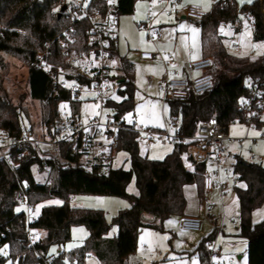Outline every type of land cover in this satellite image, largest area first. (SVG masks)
Wrapping results in <instances>:
<instances>
[{"label": "trees", "instance_id": "trees-1", "mask_svg": "<svg viewBox=\"0 0 264 264\" xmlns=\"http://www.w3.org/2000/svg\"><path fill=\"white\" fill-rule=\"evenodd\" d=\"M137 0H116L109 5L106 0H88V8L102 12L114 11L120 16L132 14ZM69 0H0V52H7L20 58L28 67L29 93L38 100L42 108V121L49 134L56 138L62 122L59 111L61 101H71L74 111L79 100L66 87L54 83L50 74L38 66L37 53L46 49V61L54 73L59 67L68 66V56L63 54L64 46L58 35L64 30L75 29L68 50L80 51L90 48L85 31L90 22L87 19L75 21L71 14L62 11ZM61 12V16L58 13ZM246 18L252 28L254 42L264 43V0H254L239 6L237 0H216L197 24L201 26L202 48L205 56L212 41L214 85L201 94H190L184 100H166L170 118L179 117V132L190 136L196 125L215 115L225 127L235 120L248 122L245 108H260L258 100H264V56L258 58L240 57L228 51L220 34V26L228 24L237 31L241 20ZM49 46L46 47V44ZM119 57V76L124 79L116 95L104 106L113 111L115 118L124 117L133 111L135 105V66L127 57ZM0 128L11 135L20 136L26 125L28 114L20 101H13L4 87L8 63L0 55ZM258 86L259 92L252 96L251 89ZM260 109H263L261 107ZM252 123L261 127L264 121L253 117ZM188 144L177 142L162 159H152L139 151L137 133L132 130L120 132L118 151L128 152L131 161L129 170L112 168L109 171L87 170L72 153L68 143H58L55 152L42 155L37 145H28L24 156L11 151V164L0 159V264L11 258L18 264H65L66 253L51 252L53 246H65L71 240L74 226H85L88 230L86 243L100 248L103 264H122L138 246L142 228L164 230L163 223L175 215H183L187 206L184 187L195 184L199 195L204 194V165L193 169L186 166L183 155ZM233 172L244 187L236 186L239 202V236L248 242V264H264V220L253 223V211L264 202V166L259 162L235 154ZM46 171L44 181L35 179L33 169ZM136 178L138 195L129 194L127 185ZM27 185V203L30 208L60 199V203L43 204L34 221L27 220L25 211L17 210L19 196ZM76 195L124 196L131 204L121 209L109 222L101 208L73 205ZM26 203V204H27ZM149 214L152 218L148 219ZM118 232L110 236L112 225ZM31 226L44 232V237L30 244L26 229ZM216 237V229L202 238L196 252L203 261L209 257L210 244ZM84 247L71 251V263H85Z\"/></svg>", "mask_w": 264, "mask_h": 264}, {"label": "rangeland", "instance_id": "rangeland-1", "mask_svg": "<svg viewBox=\"0 0 264 264\" xmlns=\"http://www.w3.org/2000/svg\"><path fill=\"white\" fill-rule=\"evenodd\" d=\"M253 1L243 0V3H241V0H237L239 6L250 4ZM213 4V0H178L176 5L169 4L167 0H137L132 14L120 16L118 44L120 55H125L135 65V105L133 111L125 114L127 121H135L138 128H158L165 129L169 133L175 132L176 126L172 124L168 103L165 101L164 93L160 89L164 64L160 61H144L140 58V52L159 49L172 51L175 55L180 52L184 57L188 56L192 61L201 58L203 55L202 28L197 24V20L188 17L183 18L184 14L177 9L183 6L195 5L200 7L202 11L209 12ZM148 12L152 16V21L149 25L162 33V41L160 43L156 44L148 28H139L138 26ZM220 30L223 42L232 54L249 58L264 56V43L253 41L252 28L246 18H242L241 27L238 31L230 25L227 27L220 26ZM232 43H239L241 51L238 53L233 52ZM213 50L214 46L212 41H210L207 49L208 56L212 57ZM0 55L8 63L4 87L14 102L19 103L21 101L24 105L28 114L25 122L27 123L26 125L30 124L32 127L30 132L36 141L35 145L39 147L42 155L54 153L55 147L50 141L48 129L42 121L41 103L32 99L29 93L27 65L17 56L7 52H0ZM113 97L119 98L115 93ZM76 98L79 100L77 111H74L71 101L65 100L59 103V111L62 118L72 112H78L83 117L101 116L102 119L113 115L112 109L102 106L100 102L95 100L93 94L81 92L78 93ZM257 109L262 113L255 114L253 117L264 121V106L263 109ZM227 132L231 138L238 139L241 143L230 146L228 159L222 165L218 176L216 175L219 181L227 185L228 190L226 193H221L220 188L217 186L210 190H205L203 195L198 194L195 185L186 186L185 189L187 196L186 209L203 220L201 230H181L179 228V215L165 220L163 223L164 230L144 227L139 233L136 251L128 257L129 264H197L198 259L193 251L194 246L214 229L218 231H216V237L211 245L220 248L225 253H227L225 251V241L230 237L238 239L240 242H245L244 240L246 239L239 235H229V232L231 234L239 232L238 202L236 200L231 201L235 182V174L233 172L234 156L239 154L247 160L259 162L264 166V125L258 127L252 122L235 120L229 125ZM173 145L171 142L157 140L147 150L145 144L141 142L139 143V151L142 155H146L149 158L162 159L172 151ZM259 156L263 157L260 161L258 159ZM113 165L114 168L129 170L131 161L128 152L119 150L116 153ZM33 172L36 180L44 181L46 171L38 172L36 167H34ZM130 189L132 190L130 191ZM127 192L138 195L139 190L135 177L127 185ZM60 202V199L54 198L48 202L36 205L31 208L32 211L28 209L26 203H20L17 210L37 216L43 204ZM70 203L84 207L101 208L105 211L107 220L112 223L114 216L121 209L128 208L131 201L124 196L76 195L71 198ZM215 219L216 223H214ZM262 220H264V202L253 211L252 215L253 223H258ZM117 232L118 227L113 224L109 235L114 236ZM87 236L88 230L85 226H74L71 230V240L65 246H53L51 252L54 255H58L60 250H64L67 255L65 264H73L68 258V254L82 247H84L85 252H93L99 255L95 246L86 243ZM6 264L18 263L16 260L9 258ZM84 264L98 263L96 260L85 259ZM240 264H247V256L240 260Z\"/></svg>", "mask_w": 264, "mask_h": 264}, {"label": "built area", "instance_id": "built-area-1", "mask_svg": "<svg viewBox=\"0 0 264 264\" xmlns=\"http://www.w3.org/2000/svg\"><path fill=\"white\" fill-rule=\"evenodd\" d=\"M66 12L72 15L75 21L87 19L90 24L85 34L90 48L88 50H68L73 40L75 29L64 30L57 37L64 46L63 54L68 56V66L59 67V72L54 73L51 65L46 61V49L37 53L38 66L47 71L54 83L68 88L75 97L78 93L88 92L95 96V100L105 105L106 101L117 93L121 82L119 76V57L116 53L119 44V21L120 15L114 11L102 12L97 9L88 8V0H69ZM109 5L116 0H106ZM149 1V0H145ZM216 2V0H213ZM171 5H176L178 0H167ZM188 18L201 20L206 12L195 5L183 6L177 9ZM152 16L148 12L139 28H148L150 35L155 42L162 41L160 30L149 25ZM49 43L46 44V47ZM233 52L241 51L239 43H232ZM140 58L144 61H161L164 64V73L160 82V89L163 91L166 100H184L190 94H201L213 88L214 80L211 73L213 59L211 56H203L197 60L189 61L180 65L178 58L172 51H143ZM252 96L259 92L258 86L251 89ZM258 105L263 107V101L258 100ZM257 108L247 106L244 117L252 122L255 114H261ZM172 124L176 126L174 133L158 128H138L135 121H127L124 117L114 116L83 117L78 112H72L62 118L57 130L56 138L49 134V139L54 147L62 142L71 146L72 153L78 155L80 163L87 170L109 171L114 168V159L118 152L120 143V132L132 130L137 133L139 143L143 142L149 150L157 140L181 142L188 144V149L183 155L185 164L193 169L198 164L204 165L203 183L204 189L210 190L215 186L225 194L228 190L224 182L216 178L219 171L228 159L231 145L240 144L241 141L233 139L228 134V128L222 125L215 115L206 120L200 121L190 136H183L179 132L180 118H172ZM39 141V139H38ZM37 141V142H38ZM35 139L31 136L30 130L23 127L20 136L11 135L8 131L0 128V159L11 164V151L18 157L28 152V145H35ZM259 161L263 157H258ZM27 185H23V194L19 196L21 203H27ZM205 199H207L205 197ZM28 209L32 211L27 203ZM30 211V212H31ZM35 216L27 213V220L34 221ZM203 220L198 216L182 215L179 221V228L184 231H200ZM26 233L30 244L44 237V232L28 226ZM86 259L96 260L98 264L103 262L93 252H86ZM122 264H129L124 260ZM198 264H238V258L233 253H225L220 248L210 244L209 257L207 261H199Z\"/></svg>", "mask_w": 264, "mask_h": 264}, {"label": "crops", "instance_id": "crops-1", "mask_svg": "<svg viewBox=\"0 0 264 264\" xmlns=\"http://www.w3.org/2000/svg\"><path fill=\"white\" fill-rule=\"evenodd\" d=\"M183 18H186V16H184L183 15ZM119 25H120V21H119ZM222 26H224V27H227V26H229L228 24H223ZM120 31V27L118 28V32ZM220 34H222V32H221V30H220ZM157 43H160V42H156V44ZM118 53L120 54V50H119V46H118ZM202 57L203 56H205V50H204V48H202ZM123 56H125V55H123ZM126 57V56H125ZM176 57L178 58V60H179V63H180V65L182 66V65H184L185 63H187V62H189V61H192V60H190V58L188 57V56H183L180 52H178V54L176 53ZM130 60V59H129ZM131 61V60H130ZM161 62V61H160ZM135 66V65H134ZM230 153V152H229ZM190 185H195V184H189V185H186V186H190ZM186 186L184 187V191H185V189H186ZM196 186V185H195ZM236 186H242V187H244L245 186V184L243 183V182H239L237 179H236V176H235V182H234V193H233V195H232V199H231V201H233V200H236L237 202H238V197H237V195H236V192H235V187ZM185 196H186V191H185ZM186 198H187V196H186ZM238 206H239V202H238ZM239 212H240V209H239ZM183 215H193L191 212H188L187 211V209H185V212H184V214ZM180 216V218H181V216L182 215H179ZM193 216H195V215H193ZM146 217L147 218H152V216L151 215H149V214H147L146 215ZM169 219V218H168ZM213 219V218H212ZM215 222L214 223H216V219L214 220ZM215 230V229H214ZM216 231H218V230H216ZM221 231L222 232H224L222 229H221ZM212 232V231H211ZM210 232V233H211ZM230 234V236L231 235H239V232L237 233V234H231V232H229ZM206 237V236H205ZM204 238V237H203ZM201 241V240H200ZM199 241V242H200ZM245 242H240L238 239H234V238H229L227 241H225L226 242V248H225V251H227V253H234L236 256H237V258H238V264H240V260L244 257V256H247V264H248V253H247V247H248V242H247V240H244ZM199 242H198V244H199ZM242 243V244H241ZM197 244V245H198ZM212 244V243H211ZM239 244H241V245H239ZM197 245H195L194 246V249H193V251H194V253L197 255V264H198V262L199 261H201L202 259L200 258V256L198 255V253L196 252V247H197ZM92 246H95L96 248H97V250H98V252H99V255L98 254H96V256L102 261V262H104V257H103V255H102V252H101V250H100V248L98 247V246H96V245H93L92 244ZM222 247V246H221ZM101 255V256H100Z\"/></svg>", "mask_w": 264, "mask_h": 264}, {"label": "water", "instance_id": "water-1", "mask_svg": "<svg viewBox=\"0 0 264 264\" xmlns=\"http://www.w3.org/2000/svg\"><path fill=\"white\" fill-rule=\"evenodd\" d=\"M66 8H67V5H64V6L62 7V11L66 10ZM58 16H59V17L61 16V12L58 13ZM123 81H124V79L121 78V79H120V82L123 83Z\"/></svg>", "mask_w": 264, "mask_h": 264}, {"label": "snow or ice", "instance_id": "snow-or-ice-1", "mask_svg": "<svg viewBox=\"0 0 264 264\" xmlns=\"http://www.w3.org/2000/svg\"><path fill=\"white\" fill-rule=\"evenodd\" d=\"M241 3H243V0H241ZM205 10H207V9H205ZM153 15H155V13H153ZM195 58V57H194ZM132 189H130V191H131Z\"/></svg>", "mask_w": 264, "mask_h": 264}]
</instances>
